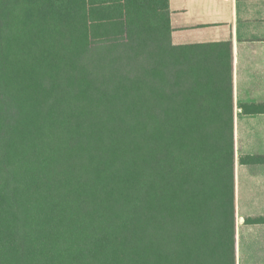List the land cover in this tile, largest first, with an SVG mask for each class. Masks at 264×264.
<instances>
[{
    "label": "trees",
    "instance_id": "trees-1",
    "mask_svg": "<svg viewBox=\"0 0 264 264\" xmlns=\"http://www.w3.org/2000/svg\"><path fill=\"white\" fill-rule=\"evenodd\" d=\"M167 3L0 0V264H235L230 57Z\"/></svg>",
    "mask_w": 264,
    "mask_h": 264
},
{
    "label": "crops",
    "instance_id": "crops-1",
    "mask_svg": "<svg viewBox=\"0 0 264 264\" xmlns=\"http://www.w3.org/2000/svg\"><path fill=\"white\" fill-rule=\"evenodd\" d=\"M174 45L220 44L231 63L235 264H264V0H168Z\"/></svg>",
    "mask_w": 264,
    "mask_h": 264
}]
</instances>
